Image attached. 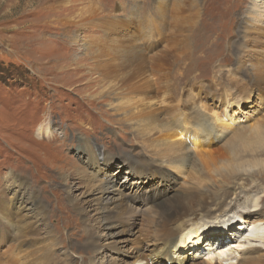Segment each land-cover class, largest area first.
<instances>
[{"label": "rangeland", "instance_id": "374dc122", "mask_svg": "<svg viewBox=\"0 0 264 264\" xmlns=\"http://www.w3.org/2000/svg\"><path fill=\"white\" fill-rule=\"evenodd\" d=\"M166 1L170 14L173 6H179L182 17L198 20L197 28L192 31L191 23L186 33L179 35L170 22L167 28L161 27V0H0V202L4 200L14 213L10 224L20 223L22 218L28 225L23 227L29 230L26 236L12 233L11 241L7 238L2 243L0 239V256L12 246L13 251L17 248V236L29 251L39 245L57 249L55 258L62 264L67 263L65 259L75 264H131L142 255L160 251L161 242L148 237L145 230L150 217L155 219L163 204H175L191 189L198 194L202 188L210 187L199 183L185 160L175 161L174 167L160 165L146 141L132 134L127 124H117L122 116L110 106L112 100L97 96L101 91L95 74L99 63L94 59L97 40L108 37L119 42L136 37L144 46L141 36L150 28L140 23L147 18L153 20L156 33L162 35L158 38L161 43L144 54L150 57L159 53L161 61L155 73H147L149 85L161 82L166 94L181 97L188 106L183 110L192 116L197 115L195 106L201 102L208 115H226L225 121L235 123L234 130L245 126L264 128V78L257 75H263L264 69L257 71L254 67L260 61V65L264 63V25L255 26L257 33L247 40L243 38L244 23L241 30L236 26L238 20L249 22V14L256 13L253 0H180V4L178 0ZM197 30L201 32L196 34ZM168 55L180 57V68L176 61L175 65L165 62ZM105 59L106 64L108 58ZM186 65L190 69L183 74ZM81 142L83 147L95 144L101 157L92 150H78ZM222 147L214 145L203 154L210 162H218L216 159L226 157V148ZM257 174L241 181L249 185L245 188L249 190L242 194L245 197L237 212L254 210L252 206L258 198L264 203V173ZM23 194L30 197L29 203L17 200L16 196ZM134 194L141 197L133 201L127 198ZM234 199L232 196L225 200L215 211L213 206L209 213L205 211L202 234L209 233L220 240L230 237L233 243L246 242L245 248L264 247L260 239L249 237L252 242L246 241L251 229L248 223V230L237 242L231 237L233 231L242 230L237 227L246 218L250 221L256 216L251 212L240 219V214H227L225 210ZM121 201L128 204L124 202L116 214H108ZM33 205L37 206L35 212L31 211ZM230 224L235 227L230 228ZM194 233L185 237L194 239ZM90 239L94 247L87 249ZM27 242L33 246L28 247ZM205 248L201 241V251L179 248L175 257L159 260V255H154L151 261L204 264ZM165 249L166 253L175 250ZM23 253L24 260L36 255L32 251ZM236 259L223 264H235Z\"/></svg>", "mask_w": 264, "mask_h": 264}, {"label": "bare ground", "instance_id": "6f19581e", "mask_svg": "<svg viewBox=\"0 0 264 264\" xmlns=\"http://www.w3.org/2000/svg\"><path fill=\"white\" fill-rule=\"evenodd\" d=\"M174 1L177 2V0ZM178 1L180 4V0ZM60 5L68 6L63 4ZM252 7L256 13L252 15L251 13L249 14L250 21L244 22V20L240 19L236 23L238 29L244 23L243 26L245 27L243 28V38H245V40H247L249 35L257 33L255 30V26L259 24L264 25V0H253ZM172 9V14L175 13V15L170 14L169 10L171 9H168L167 1L161 0L159 5V17L161 22L165 24L162 25L160 23L161 27L167 28V24L170 22L169 25L173 26V31L179 35H181V33H186V29L190 26L191 23L192 31L197 28L196 26L198 25V20L195 21L194 18L182 17V15L179 14L180 7L177 5L173 6ZM228 20L229 19H227V21ZM70 22L76 24L73 21ZM146 23L148 24L150 30L144 31L143 35L141 36V40H143L145 43L144 46L136 37H126L119 42H115L108 39V37L106 36L107 38L103 41H95L96 44L94 46L96 47L97 54L95 55L94 59L99 63L96 67H93L97 69L95 74H98V81L96 82L98 83V88H101V91L97 96H101L102 100L107 99V97L112 100V105L110 104V106L113 107L117 114L122 116L121 119H118L117 124L121 126H126L127 124V128L131 130L132 134H136L137 136H140V138L144 142L146 141L148 147L153 149L151 155L156 158L157 162L160 165H170L174 167V165L176 164L175 161L179 160L183 162V160H185L186 163L191 164L190 166L193 169L192 172L194 173V175L198 176L199 183H208L210 185V187L202 188L203 190L198 192V194H195V189H191L187 194L179 196L175 204H163V206L159 208L158 211H156L157 215L155 216V219L150 217V220L148 221L150 225L148 226V228H146L145 234H147L148 237H153V239H155L156 241L161 242V245L159 246L160 251H157V254L154 255H159L158 259L160 260V257H162V259H164L165 257L169 258L171 256L175 257L176 254L180 251L179 248H182V250H188L192 248L201 251L199 249H201V241H203L204 246L206 247L204 250L207 253L206 261L204 262V264H223L224 262L232 261L236 258L237 262L235 261V264H264V247L256 246L245 248L246 242L233 243L230 237L224 240H220L216 239L212 235H209V233L204 232L202 234L203 231H201V219L205 216V211L208 210L209 213V210H211V206H213V211L217 210V207L220 208L222 205H224L225 200L230 199L232 198V196H234L235 199L233 205H230L229 208L225 210L227 214H240V219H243L245 214L251 212L256 213V216L254 219L251 217L250 221L248 218H246V220H244L245 222H242L243 225L237 227L240 229L242 228V230L233 231V233L230 234L231 237L237 242V240H239V238L245 233V231L248 230V227L245 226V223H248L249 226H251V229L248 231L246 239H248L249 237L252 239H260L262 241V245L264 246V206H261L264 205L263 199L260 200L258 198L254 200V205L252 206L254 207V210L250 212L236 211L237 206H240L239 202L242 198L245 197L242 196V194L246 193L249 190L245 189L246 186L249 185H245L244 183L241 184V181H247L248 178H250L253 174L256 175V173H258L257 175H260L264 173V128H253V126H245L243 128L234 130L233 125L235 123L229 124L227 121H225V117H227L226 115H220L217 112L208 115L205 112L206 110H204L207 108L203 109L201 102L199 103V105L195 106L198 108V112L196 111L197 115L192 116V113L187 114L185 112L188 106H186V103L184 105V101L181 99V97L179 95L171 96V94H168V92L166 94L164 92L166 88L164 89L161 86V82L157 80V84H155V86L149 85L150 80L147 79L146 75L149 71L154 73L156 72L161 58L159 53L156 52L151 54L150 57L149 55H146L144 53L149 51L151 52L153 48H157L161 43L159 42L158 38H161L162 35H160V33H156L158 31H155V24H153V20L147 18L143 21V24H140L143 26ZM189 31L190 29L187 30V33ZM199 31L200 30H197L196 34H199ZM187 37H189V34L187 35ZM192 37L194 38V36ZM219 37L222 38L221 35H219ZM208 38L209 37L207 36L206 41L208 40ZM245 49L247 48L245 47ZM109 53H113V55L116 54L117 56L119 55L120 57H111L112 54ZM165 55H167V53H165ZM106 57L108 58V62H110V64H108V62L105 64ZM122 57L124 58L121 59ZM190 57L191 56L188 55V58H186L189 63L191 62ZM241 58L242 57H240L239 59ZM165 59V62H167L168 64L170 63V61L171 63H173L172 65H175V63L177 62L178 68H180V65L182 64L179 63L180 57L174 58L171 55H168L165 57ZM111 61H113V64L111 63ZM182 61L184 62L185 59H183ZM260 62L258 63V65L255 64L254 66L256 69H258L257 71H259L260 69H264V63L262 62L260 65ZM189 69V65L184 66L183 74L188 72ZM262 73L263 75L260 73H257V75L264 78V70ZM246 91L244 94H247ZM237 100L238 99H235V101ZM183 107H185V110H183ZM227 110L228 109H225V113H228ZM164 115H166V118L163 117ZM82 144L83 143L81 142L78 147L76 146L78 150L79 148L87 149L90 151L92 150L94 154H97V156L101 157V152L95 144L86 145L85 147H83ZM217 144L224 146L222 148H226L224 152L226 157L222 160H220V158V161L216 159V161L218 162H210L203 153H205L204 151L207 148H211ZM212 152L213 151H211V153ZM214 153H216V151ZM262 177L264 178V174L262 175ZM199 187H201V185ZM229 189H231L232 191H229ZM256 190H259V188H256ZM225 191H227V193ZM18 196H16L17 200L21 199L23 204L29 203L30 197L26 198L24 194L21 197ZM137 197L140 198L141 195L138 196L134 194L133 196H129L127 198H133L131 200L133 201L139 199ZM32 202L37 204V202L34 200H32ZM121 202L122 203L117 204L115 208H113L112 212H108V214H116L118 210H121L120 207L122 206V204H128L125 201V203L123 201ZM196 202H198L197 205L193 206V204ZM7 206L8 205L7 203L5 204L4 200L0 202V239L2 243H4V240H6L7 238L11 241L12 233L14 232H17V236H26L27 233H29V230H27L26 227H23L27 224L23 223L24 219L22 218L19 219L20 223L19 221H17L14 224H10L11 218L13 217L14 213L10 211V208ZM4 207L6 209H4ZM36 208L37 206L35 208L34 205L31 206V211L35 212ZM244 208L247 209L248 207L244 205ZM39 213L41 212L39 211ZM118 214L120 215V213ZM37 218L38 217L36 216V219ZM4 222H9L10 225L8 226ZM229 227L233 228L235 227V224H230ZM192 232H196L194 233V239H188L187 237H185L187 234H190ZM17 236H15L14 239L17 240V243H19V245L14 251L12 250V246L7 252L1 255L0 264H62L55 258L57 249H46L45 245H39L38 247L33 248V245L29 244L30 242H27V246L32 247L31 251L36 255L33 259H31L29 256L24 260L22 255L24 254L23 252L30 253L31 251L24 249V244L22 243V241H20L21 237ZM250 238L246 241L252 242ZM229 239L230 241L227 242V240ZM32 241L34 240L31 239V242ZM93 244V241L90 239L87 243V245H89L87 246V249H89L88 247H94ZM168 247L175 248V250L166 253L165 248ZM154 255H142L140 258H136L137 260L131 264H152L151 257H153ZM65 260L67 262L66 264H75L68 261L67 259ZM91 261L94 260L91 259ZM179 262L180 261H178V264ZM229 264H232V262Z\"/></svg>", "mask_w": 264, "mask_h": 264}]
</instances>
